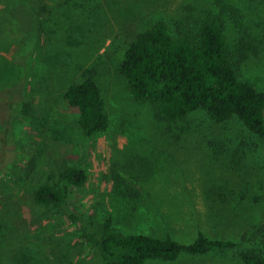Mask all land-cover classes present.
Segmentation results:
<instances>
[{"label":"rangeland","instance_id":"obj_1","mask_svg":"<svg viewBox=\"0 0 264 264\" xmlns=\"http://www.w3.org/2000/svg\"><path fill=\"white\" fill-rule=\"evenodd\" d=\"M219 13L230 50L246 54L241 78L264 91V0H0V264H92L81 227L107 221L117 233L183 245L200 233L237 243L146 264H241L250 249L242 236L264 224V138L201 111L161 121L120 73L129 43L156 21L197 35ZM87 77L110 118L92 138L64 100ZM25 99L32 114L10 110ZM46 167L87 171L68 199L74 222L34 204Z\"/></svg>","mask_w":264,"mask_h":264},{"label":"trees","instance_id":"obj_2","mask_svg":"<svg viewBox=\"0 0 264 264\" xmlns=\"http://www.w3.org/2000/svg\"><path fill=\"white\" fill-rule=\"evenodd\" d=\"M225 32L226 20L219 13L207 17L197 35L180 29L172 32L164 21H156L137 34L125 49L120 65L132 97L150 105L164 122L184 121L201 111L218 125L236 119L251 135L264 138V91L241 78L239 70L246 54L230 50ZM64 100L78 113L85 137L92 138L109 129L105 100L92 77L71 85ZM19 102L10 110L20 116L32 114L31 102ZM42 172V182L33 195L34 204L43 210L41 216L67 213L74 222L76 217L68 210V199L72 191L87 182V171L72 167L50 172L46 167ZM81 234L93 253L92 264L174 262L183 255L198 257L237 247L233 241L211 239L203 233L189 245L178 243L170 235H124L113 230L111 221L100 230L83 224ZM242 239L250 249L238 253L240 263L264 264V224Z\"/></svg>","mask_w":264,"mask_h":264}]
</instances>
